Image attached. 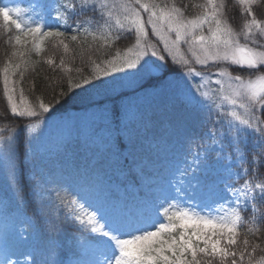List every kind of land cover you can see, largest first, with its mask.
Masks as SVG:
<instances>
[{"label":"snow or ice","instance_id":"snow-or-ice-1","mask_svg":"<svg viewBox=\"0 0 264 264\" xmlns=\"http://www.w3.org/2000/svg\"><path fill=\"white\" fill-rule=\"evenodd\" d=\"M235 6L238 24L226 0H43L29 22L0 0V264H264V0ZM70 102L86 122L65 113L53 165L30 121Z\"/></svg>","mask_w":264,"mask_h":264},{"label":"trees","instance_id":"trees-1","mask_svg":"<svg viewBox=\"0 0 264 264\" xmlns=\"http://www.w3.org/2000/svg\"><path fill=\"white\" fill-rule=\"evenodd\" d=\"M177 2H181V0H177ZM182 2L184 4H188L189 0H182ZM193 2H198L196 0H193ZM226 3L228 4V11H229V17H234L235 18V23L238 24L241 21L239 20V17L237 16V13H239V8L238 6L234 7L235 4V0H226ZM257 11L258 17L260 16L261 12H264V8L261 7H257L255 9ZM193 9H189V14L193 12ZM8 35H14V31L11 33H4L3 31H0V66L3 65L4 60L6 59L5 57V50H7L8 52L11 51V49L8 47V45L6 44V40H7V36ZM118 47H123V44L120 45V43H118L117 45ZM74 47V46H73ZM46 53L45 55L48 54H53L57 57L58 59V54L55 52V48L54 45L51 46L50 43H48L46 45ZM101 55H103V53H101ZM95 58V57H94ZM33 59H36L35 57H33ZM80 65V60L79 58L76 59L75 61V65H70V67L73 66H79ZM89 69L85 68L84 71L85 73H87ZM37 71L40 73L39 77H34L32 75H28L26 76L25 82H24V88H25V96L26 99L30 102V103H35V96L40 94L41 88L43 87V85L46 83L44 77L45 75H48L49 73H47V66L46 65H37ZM35 80V83L37 84V90L36 93H32L30 92L29 89V83L31 81ZM57 91H59V89H57ZM47 99H50V96L45 98V102H47ZM76 105V103H72L70 102L69 104L65 105L62 110L65 109H70V108H74ZM7 107V101L3 96V90H2V85H0V112H3V110ZM10 115V114H9ZM41 117V116H40ZM25 120H27V118H23ZM37 119V118H36ZM33 120V119H32ZM14 121L11 120H4V119H0V127H3L4 124L6 123H13ZM18 126V125H17ZM29 214L31 215V210H29ZM65 230L70 231L71 233L75 234L76 230L72 229L70 227H66ZM243 236V235H242ZM250 240L252 239V237H248ZM259 242V241H257Z\"/></svg>","mask_w":264,"mask_h":264},{"label":"rangeland","instance_id":"rangeland-1","mask_svg":"<svg viewBox=\"0 0 264 264\" xmlns=\"http://www.w3.org/2000/svg\"><path fill=\"white\" fill-rule=\"evenodd\" d=\"M109 2H111V0H109ZM31 9L32 8H30L29 10ZM202 76L209 81L207 87L204 90L205 91L213 90L216 87L213 81L218 77L212 74L206 76L202 75ZM70 114L72 116H79L81 118V127L83 128L86 122V114L82 111L71 112ZM68 123H69V117L66 115H63L62 117L59 118L56 117L55 120L49 122L47 125L41 123L40 132H39L40 148L47 145H51V146L60 145L67 137ZM55 149H52V151H55Z\"/></svg>","mask_w":264,"mask_h":264}]
</instances>
